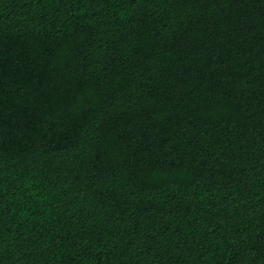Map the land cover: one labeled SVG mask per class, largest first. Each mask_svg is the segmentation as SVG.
I'll use <instances>...</instances> for the list:
<instances>
[{"label":"trees","instance_id":"trees-1","mask_svg":"<svg viewBox=\"0 0 264 264\" xmlns=\"http://www.w3.org/2000/svg\"><path fill=\"white\" fill-rule=\"evenodd\" d=\"M0 264H264V0H0Z\"/></svg>","mask_w":264,"mask_h":264}]
</instances>
